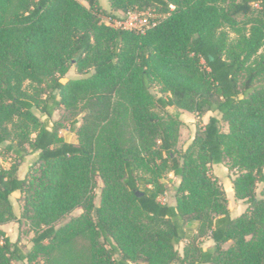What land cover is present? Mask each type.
Listing matches in <instances>:
<instances>
[{
    "label": "trees",
    "instance_id": "16d2710c",
    "mask_svg": "<svg viewBox=\"0 0 264 264\" xmlns=\"http://www.w3.org/2000/svg\"><path fill=\"white\" fill-rule=\"evenodd\" d=\"M109 2L112 13L98 0H0V147L17 162L36 153L22 177L16 165L0 167V225L14 218L18 191L17 222L33 231L25 250L0 229V264H56L79 239L84 264H264V198L255 192L264 183V0ZM146 8L161 16L143 34L106 23ZM238 15L249 26L230 44L217 31L239 29ZM71 65L83 76L62 82ZM154 82L166 96L150 92ZM156 106L219 117L178 153L179 121ZM60 108L77 143L39 118ZM217 164L246 203L238 216ZM169 173L179 177L174 204L158 199ZM193 221L196 232L186 227Z\"/></svg>",
    "mask_w": 264,
    "mask_h": 264
},
{
    "label": "rangeland",
    "instance_id": "374dc122",
    "mask_svg": "<svg viewBox=\"0 0 264 264\" xmlns=\"http://www.w3.org/2000/svg\"><path fill=\"white\" fill-rule=\"evenodd\" d=\"M82 3H85L82 1ZM98 5L100 6L101 10H104L105 12L108 11L109 13L114 12L113 8L111 7V4L109 0H98ZM115 12L120 13L121 10H116ZM237 20L239 21V29L236 30V28L229 27L227 25H222L218 29V33H223L222 36L226 37L228 40V43L235 44L238 39L241 36V33L244 32V29L248 27L249 25H246V27L241 28L243 25V21L245 18L241 15H238ZM241 28V29H240ZM258 54L253 57V60H258ZM83 76L82 74H79L76 71V67L74 65H71L68 69V71L61 77L62 82H66L69 79L72 78H78ZM150 92L156 96H166L165 92L162 91L161 85L158 83H152L150 87ZM153 109L166 118L167 116H172L173 118L177 119L179 121L178 124V136L176 140L175 150L179 152H182L188 144L191 142L196 129L199 125L203 124L209 116L215 115L219 117V113L213 112V111H206L202 117L198 118L194 112H190L184 109H180L178 107H168L167 109L163 110L159 107H153ZM80 115H78L80 120ZM40 120L48 127L52 128L53 124L60 123L62 124V127L59 128L58 133L59 135L66 141L77 143V135L75 132H71L68 128L69 122L72 119L70 114L64 110L63 108H60L58 110H55L53 115L51 117H47L45 114H39ZM220 128L222 131L227 130L226 122L220 120L219 122ZM36 153H29L25 155L24 160L18 161L14 159V157L7 153L4 149V147H0V167L3 169H9L12 165H16V174L19 177L24 176L26 173L29 165L35 160ZM211 171L213 174H215L219 181L222 183L223 188L224 185L227 187L226 196H227V207L229 209L230 215L232 217L238 216L246 207V203L242 200H238L234 197V194L232 193V190L229 189V184L231 185V173L228 171V169L223 164H217L211 167ZM165 182V192L162 195L158 196V199L166 204H174L175 203V191L176 186L179 183V177L173 176L172 174H168L164 177ZM102 186V180L97 177V186L94 188L95 198L94 203L95 206H98L100 203V189ZM225 190V189H224ZM256 195L258 197L264 198V183H258L255 188ZM10 200L13 205L14 210V218L10 221L2 224L1 226L4 228L5 232L9 235L11 241L18 240L19 244L25 249L28 250L31 248V241L30 238L33 236V231L27 226L26 224H18L17 219L20 217L22 212V205L23 200L20 196V193L18 191H15L11 194ZM81 208H75L70 214L63 217L56 225L63 224L66 222L70 217L78 215L81 213ZM198 222L193 221L190 224H187L186 227H188L193 232L197 231ZM209 238L207 236H204L203 238H200L201 244L203 247H207ZM186 240L183 239L178 245L177 249L182 254L183 247L186 244ZM86 251V241L84 239H79L75 241L70 249L66 250L67 252H70L71 258L68 259L67 256H63L60 258L56 264H84L82 261V254H84ZM14 264H26L25 261H18Z\"/></svg>",
    "mask_w": 264,
    "mask_h": 264
},
{
    "label": "built area",
    "instance_id": "2783aa9c",
    "mask_svg": "<svg viewBox=\"0 0 264 264\" xmlns=\"http://www.w3.org/2000/svg\"><path fill=\"white\" fill-rule=\"evenodd\" d=\"M161 16L154 9L128 10L122 17L106 21L115 28L131 30L143 34L157 24Z\"/></svg>",
    "mask_w": 264,
    "mask_h": 264
},
{
    "label": "crops",
    "instance_id": "0c3cea01",
    "mask_svg": "<svg viewBox=\"0 0 264 264\" xmlns=\"http://www.w3.org/2000/svg\"><path fill=\"white\" fill-rule=\"evenodd\" d=\"M214 166V165H213ZM227 186L226 185H224V189H225V192L227 191V188H226ZM229 189H231L232 190V188H231V185L229 184ZM232 193H233V191H232ZM0 229H2V230H4V228L0 225ZM5 231V230H4ZM213 245V241L211 240V239H209L208 240V244H207V247H203L204 249H206V248H208V247H211Z\"/></svg>",
    "mask_w": 264,
    "mask_h": 264
}]
</instances>
